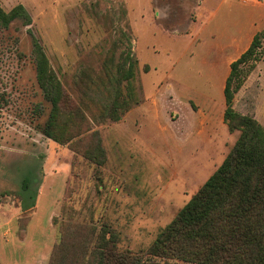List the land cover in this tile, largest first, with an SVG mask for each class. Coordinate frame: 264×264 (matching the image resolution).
<instances>
[{"label": "rangeland", "instance_id": "374dc122", "mask_svg": "<svg viewBox=\"0 0 264 264\" xmlns=\"http://www.w3.org/2000/svg\"><path fill=\"white\" fill-rule=\"evenodd\" d=\"M19 4L31 26L0 30V264H73L101 229L129 263L169 264L148 249L238 140L224 121V88L257 34L233 108L264 128V0H0L6 12ZM28 30L70 102L68 143L42 132L51 106ZM121 30L138 68L134 99L124 83L120 101L138 103L101 122L106 71L127 47ZM30 172L37 195L25 208Z\"/></svg>", "mask_w": 264, "mask_h": 264}, {"label": "trees", "instance_id": "16d2710c", "mask_svg": "<svg viewBox=\"0 0 264 264\" xmlns=\"http://www.w3.org/2000/svg\"><path fill=\"white\" fill-rule=\"evenodd\" d=\"M14 23L26 28L31 26L32 18L27 9L21 4L9 12L0 7V30L9 29ZM28 31L32 40L37 81L46 102L51 106L42 132L56 142L68 143L72 136L71 118L66 113L69 106L66 105L70 102L41 43L31 30ZM120 38L127 47L120 54L117 65H114V56L111 57V67L106 71L105 79L109 85L105 84L104 90L109 98L99 110L101 122L120 121L126 111L138 103V99L134 104L129 101L130 97L134 99L138 61L132 54L131 38L127 32L121 30ZM261 45V36L257 34L250 47L231 64L225 83L224 121L231 132H240L238 140L220 167L173 221L160 231L148 249L149 258L169 264L177 261L187 264H264V128L255 118L238 113L233 108L234 94L242 86L241 66L256 60V51ZM235 81L238 83L232 88ZM124 83L129 88L130 97L120 101L123 91L119 86ZM92 85L91 90L95 88L93 92L98 96L100 86ZM96 149V155L100 157L98 162L102 163L104 150L100 141ZM33 179L34 173L30 172L22 182V191L27 194L25 208L33 207L36 200V191L31 190ZM95 233L96 230H93L90 234ZM125 261L127 259L123 255L117 254L115 235L101 229L95 246L84 244L81 255L73 264L142 263L140 259L134 263Z\"/></svg>", "mask_w": 264, "mask_h": 264}, {"label": "crops", "instance_id": "0c3cea01", "mask_svg": "<svg viewBox=\"0 0 264 264\" xmlns=\"http://www.w3.org/2000/svg\"><path fill=\"white\" fill-rule=\"evenodd\" d=\"M1 259V258H0Z\"/></svg>", "mask_w": 264, "mask_h": 264}]
</instances>
